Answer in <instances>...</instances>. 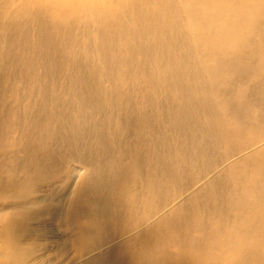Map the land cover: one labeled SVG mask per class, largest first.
<instances>
[{
    "label": "bare ground",
    "instance_id": "1",
    "mask_svg": "<svg viewBox=\"0 0 264 264\" xmlns=\"http://www.w3.org/2000/svg\"><path fill=\"white\" fill-rule=\"evenodd\" d=\"M103 1L106 3L108 0H0V30L10 31L8 45H4L0 39V67H18L33 53V48L48 45L51 41L58 42L57 38L69 34L78 21H83L84 27L91 24L98 26L100 39L96 47L102 58L94 62L87 58L84 59L77 50L80 44L75 43L72 46L74 65L78 66L81 71H77L82 74H88L92 70L93 73H97V77H107L108 73L112 83L120 85L117 90L113 85L111 88L117 93L120 91V94L107 97L106 100L107 87L95 83L98 80L97 77L90 83L77 88V94L89 104H104V117L101 121L104 125H112L114 131L118 132L130 126L136 130L137 136L132 135L127 141L129 147L142 146L146 141H150L146 133L154 135L152 141L154 138L160 140V146L154 152L141 149L136 168L140 172L149 169L153 164H158L161 168H158L159 172L151 182L143 183L141 177L137 176L135 184H129L131 171H121L116 162L111 159V162H107L105 166L98 169L94 167L91 170V166H82L79 169L81 174L78 180L76 179V185L87 184L91 187L90 176L93 173L98 171L94 177L102 178L103 173L110 172L112 175L103 177L99 184L106 194L118 200V203L111 204L112 217L116 212L128 213L133 217L145 216L154 207L159 208L168 202L172 209L177 208L173 209L172 214L165 212L163 223L173 222L178 225V228L172 232L170 225L156 223L149 233L152 234L151 238L135 241L131 236L118 244L119 237L124 235L122 232L128 229L127 222L120 219L116 227L105 229V234L110 233L116 236L109 244H105L110 237L107 238L101 230L90 234L91 228L100 227L104 222L91 220L84 225H77L71 231L77 235L87 233V244L83 249L77 247L75 240H66L61 243L60 241L67 238L65 234L61 236V233L51 237L53 242L51 247L67 255L70 264H161V262L162 264H195L198 261L202 264H264V159L259 163L255 175H250L253 177L248 178L246 182L237 177L231 181V177L226 175L227 172L219 167L209 172L211 174L207 177L204 178L205 175H203L198 180V187L189 188L188 195L180 199L183 206L177 205L176 202L171 203L183 191L181 189L184 184H189L187 178H192L189 176L194 170L197 174L209 170L213 160H206L203 156L208 151L207 149H215L223 138L231 137L235 131V135L239 132L240 136L246 135L249 131L264 124V108L262 109L264 73L261 72L252 81L249 89L254 95L257 110L247 102L248 93L239 89L241 84L237 81L239 76L241 79L249 78L257 69L255 63H264V55H261L257 49L259 44L264 43V0H230L228 4L225 2L217 7L215 6L218 1L215 0L185 1L183 5H187L192 12L202 11V19L199 18V23L202 22V25L207 27V31L203 30V35L197 39L199 46L196 47L198 52L195 51V53L198 58L180 71V80H177L169 90L163 85L172 79L167 78L168 76L172 74L174 78L178 72L166 69L165 71L168 72L162 74L161 72L148 74L156 61L147 58L144 49L129 56H123V58L115 55L116 47L132 48L135 39L133 31L135 30L124 29L125 13L143 3L138 1L144 0H114L113 8ZM164 1L154 0L152 9L148 10L149 16L154 15L153 22L146 23L143 27L139 26L142 28L137 32L154 31L157 33L166 27L159 16L160 5ZM212 1L213 4L208 6L207 3ZM36 4H39V7ZM126 7V10L123 9ZM76 12L80 15H76ZM161 12L164 14L163 11ZM239 18L243 19V26L247 24V28L234 27ZM182 25L185 27L184 24ZM183 29L177 26L167 27L162 33L169 31V38L177 41L180 37L177 30ZM33 32L36 33L34 37ZM116 32L120 35L115 34ZM161 40L164 41L159 35H154L148 39L147 46H153ZM164 43L167 45L166 41ZM186 46L178 50L179 57L191 53ZM51 50L58 51V47L53 45ZM50 57L51 55L48 54L38 59L35 58L38 61L37 64L33 62V59L25 63H28L29 71L33 72L34 67L39 71L43 60ZM60 58L63 57L57 56L55 59L60 61ZM85 60L88 62L87 66ZM89 65L91 66L88 68ZM121 71L124 72L123 75H119ZM221 72L232 73V77L213 81ZM140 76H145V78L137 80ZM165 78L167 79L164 81ZM208 79L212 81L209 90H204L202 102L198 103L195 89L207 86ZM183 83L186 84V91L181 93L178 90ZM223 84L228 89L229 95L222 94L226 89ZM121 87L124 88L120 89ZM151 94H155L153 99L150 98ZM137 97L143 98L140 104L135 102ZM74 100L75 98L71 97L64 103L59 102V110L63 111ZM125 102L127 103L125 117H113L112 111L115 106ZM197 104L204 109L203 112L198 111ZM191 107L197 109L196 114L185 112ZM41 110L44 111L43 113L49 112L44 104L41 107L33 105V112L39 114ZM217 118H219L218 121H216ZM138 120L140 121L135 123ZM153 122L160 126L156 133L149 131ZM44 130L57 136L59 145L55 147L52 143V147L49 145L42 156L32 151L34 152L33 159L37 160L38 165L33 171L34 174L50 173L47 168L51 162L55 161L57 164L64 165L75 153L81 159L93 160L97 156L107 157L113 153L112 151L118 155L131 152L127 148L119 152L103 149L107 145L104 126L96 127L90 122L82 126L80 120H72L68 124L47 125ZM205 135L209 137L205 138ZM203 137L210 141L213 140L209 148H196L189 152L182 150V155L177 150L183 142L201 141ZM23 146L27 152L28 146ZM262 149L263 147L257 148L251 152L257 154L245 159L246 168L257 165L262 157L258 152ZM170 164L172 167L169 166ZM5 168L7 167L4 166ZM32 169L33 167H30L25 173L33 174ZM1 172L2 169H0V174ZM218 173L220 175L206 184ZM195 178L193 177L192 181ZM11 180V188L14 192L20 186L18 182L16 183L18 179L11 178ZM216 195L230 196L227 204L232 207L225 206L228 210L224 213L219 212L223 206L217 207L222 225L214 229L205 223L211 213L201 211L207 208L205 205L207 200L211 202V205L213 204ZM90 201L95 210L90 215H102L106 212L105 208H101V205L105 203L103 199H90ZM123 204L127 205L123 207ZM188 205H191L199 214L182 216V209ZM87 209L88 207L76 210L71 208L68 213L70 222L75 223V217L84 214ZM5 223H8V226L0 227V264H33V259H30L33 255V224L18 222L16 225L11 220ZM193 225H201V252L197 256L175 261L177 254L170 253L167 249L168 245L176 244L181 249L192 246L195 243V237L191 232ZM137 233L147 234L141 231ZM26 242L30 244L25 245ZM120 246L124 247V251L114 259ZM100 251L101 256L97 258L95 254Z\"/></svg>",
    "mask_w": 264,
    "mask_h": 264
},
{
    "label": "rangeland",
    "instance_id": "2",
    "mask_svg": "<svg viewBox=\"0 0 264 264\" xmlns=\"http://www.w3.org/2000/svg\"><path fill=\"white\" fill-rule=\"evenodd\" d=\"M185 1L192 0H165L160 5L159 9V16L166 25L162 31H165L167 27L175 28L177 26L179 28H184L183 30H177L180 35L179 40L172 41L169 38V31L163 33L162 31L157 33L154 31L137 32V30L146 25V23L148 24L153 22L154 19V15L149 16L148 11L152 9V3L154 0H144L138 1L139 3H143L139 6H135L133 9H129L125 13L126 23L124 29L128 28L135 30L133 31L135 39L132 44V48L116 47L115 50V55L123 58V56H129L130 54H134L144 49L145 56L156 61L155 66L148 74L157 72H161L162 74L168 71L176 70L178 75L173 78L171 74L167 78L170 77L172 79L166 81L163 85V87L167 90L171 89L177 80H180V71L198 58L195 53V51H197L196 47L199 46L197 39L203 35L205 31H207V27L202 25V22L199 23V18L202 19V11H197L196 13L192 12L187 5H183ZM215 1H218L215 6L217 7L225 2L228 4V1L230 0ZM103 2L105 3V1ZM105 4L110 8H113V5L115 6V1L108 0ZM212 4L213 1L207 3L208 6ZM36 5L39 7V4ZM184 6L185 8H183ZM123 9L126 10L127 7ZM161 11H163L164 14ZM79 12H76V15H80ZM242 20V18H239L234 27L247 28V24L243 26ZM83 24V21H78L69 34L61 35L57 38L58 42L51 41L48 45L39 46L35 49L33 48V53L30 54L27 60L18 65V67H0V169H2L0 174V227L8 226V223L5 222L10 220L16 225L18 222H25L28 225L33 224V255L30 256V259H33V264H70V262H68L70 259H68L67 255L61 254L51 247L53 243L51 237L58 233H61V236L65 234L67 238L60 241L61 243L66 240H75L77 247L79 249H83L87 244V233L86 235L81 233L77 235L75 233H71V231L77 225H84L91 220L104 223H102L100 227L91 228L90 234H95L99 232V230H101V233L105 234V229L109 227H116L120 219L127 222L128 229L122 232L124 235L119 237L120 241L118 244L131 236L135 239V241H140L143 238H151L152 234L149 233L156 223L167 224L168 226L170 225V230L172 232L174 229L178 228V225L173 222L163 223V216L165 215V212L172 214L173 209L177 208L173 207L172 209L168 202L162 204L159 208L157 206L154 207L150 213L145 216L137 215L133 217L128 213L116 212L112 217L110 213L111 204L118 203V200L116 197L106 194L104 189L99 184L103 177L112 175L110 172L103 173L102 178L94 177V174L98 171L93 173L90 176L91 187L87 184L76 185V179L78 180V177L81 174L79 169H81L82 166H91V170L94 167L98 169L105 166L107 162H111V159L116 162L121 171H131L130 180L128 182L129 184H135L134 182L137 176L141 177L143 183H149L157 176V173L159 172L158 168H161L158 164H153L149 169L141 172L136 168V165L138 164V154L141 149H149L151 152H154L157 147L160 146V140H155L154 138L152 141V137L154 135L146 133L147 136L150 137V141H146L142 146L133 145L129 147L127 145V141L130 136H137L136 130H133L130 126L125 127L121 132H118L114 131L112 125H104L101 122L104 117V104H89L82 97H80L79 94H77V88H80V86L85 83H90L91 80L97 77V73H93L92 70H90L88 74L78 72L81 70L78 66L74 65L75 58L72 46L75 43L80 44V48L77 50L84 59L87 58L94 62L95 60L97 61L98 58H102V55L98 53L96 47V44L100 39L99 27L94 24L84 27ZM182 24H184L185 27ZM35 34L36 33L33 32V37ZM115 34L120 35L118 32ZM154 35H159L164 41H166L167 45H165L164 41L161 40L153 46H147L148 39ZM0 39L4 45H8L10 41V31L0 30ZM53 45L58 47V51L54 52L51 50ZM185 45H187L186 47L191 50V53L189 55L179 57L177 52ZM257 49L261 55H264V43L259 44ZM48 54L51 55V57L43 60L39 71L36 67L33 68V72L28 70V63L25 62H30L33 59V62L37 64L38 61L36 59ZM57 56L63 58H60V61H57L55 59ZM103 60L106 61V59ZM87 65L88 62L86 61V66ZM255 65L257 66V69L250 75L249 78L241 79L239 76L237 81L241 84L239 89L248 93L247 102L250 105L252 104L257 110L254 95L249 89L252 81H254L261 72L264 73V63H255ZM90 66L91 65H89L88 68ZM166 69H168V71H165ZM121 74L123 75L124 72H119V75ZM231 77L232 73L221 72V74L214 78L213 81L223 80V78L228 79ZM97 78L98 80L95 83H98L103 87H107L108 92L106 91V100L107 97L110 98L111 96L120 94V91L118 93L116 91L120 85L112 83L108 73L107 77L99 76ZM142 78H145V76H140L137 80ZM167 78H165L164 81ZM211 82L212 81H209L208 79L207 86L195 89L198 103L202 102L204 90H209ZM112 85L115 86L116 90L111 88ZM223 85L225 86V84ZM123 88L124 87H121L120 89ZM232 89L233 88L231 87V90ZM178 91L184 93L186 91V84L183 83ZM54 92H56V94ZM222 94L229 95L228 89L226 88ZM71 97H74L75 100L68 104L63 111H60L58 108V105H60L59 102L64 103ZM154 97L155 94H151L150 98L153 99ZM142 100L143 98L141 97L135 98V102L137 104H140ZM55 101L57 103H55ZM42 104H44V106L49 110L48 113H43L44 111L42 110L39 114L33 112V105L41 107ZM197 106L199 107V112L204 111V109L200 107V104H197ZM126 107V102L115 106L112 111L113 117L124 118L127 112ZM263 108L264 105L262 109ZM185 112L193 115L196 114L197 109L195 107H191L187 108ZM72 120H80L82 126L85 125L86 122L93 123L96 127L104 126V132L107 137V145L103 147V149L117 150L119 152L121 149L127 148L131 150V152H128L125 155H118L112 151L113 153L110 154L112 157L110 155L107 157L97 156L93 158V160L86 158L81 159L77 153H75L64 165L57 164L55 161L51 162L47 168L50 170V173L41 172L34 174L33 171H35L38 165L37 160L33 159V153L38 152V154H41L42 156V154H45L49 145L52 147V143L55 147L59 145L57 143V136L45 132L44 127L54 124H68ZM218 120L219 118L216 119V121ZM139 121L140 120L135 123H138ZM232 122H234V119H232ZM159 129L160 126L153 122L149 131L151 133H156ZM235 133L236 131L231 137L223 138L221 143L219 142L218 147L215 149H207L208 151L203 156L206 160H213L211 167L208 171H202L199 174H197V171L194 170L189 177L196 178L193 181L192 178H187V182L189 180V184H184L181 189V191H183L174 198L171 202L172 204L176 202L177 205L183 206L180 199L188 195L189 188L198 187V180L203 175H205V178L211 174L209 172L219 167L221 169L223 168L227 172L226 175L231 177V181H234L235 177H237L246 182L248 178L253 177L250 175H255L256 170H258L259 163L264 159V124L249 131L246 135L240 136V132L236 135ZM204 137L207 138L209 136L205 135ZM204 137L201 141L183 142L179 145L177 150L182 155V150L189 152L196 148H209L213 143V140L210 141L209 139H204ZM242 141L247 142L244 143ZM23 145L28 146L27 152L23 149L25 147ZM260 147H263L262 151L258 152L262 155L260 161L255 167L246 168L244 163L245 159L257 154L251 152ZM4 166L7 168L4 169ZM169 166L172 167L171 164ZM30 167H33V174L25 173L27 169H30ZM234 174L240 176H235ZM31 175H34L35 177ZM218 175H220V173L216 174L213 178L207 181L206 184L213 181V179ZM11 178L21 180L20 182L18 180L16 181V183L18 182L20 188L14 192L11 188ZM90 199H103L105 203L101 205V208H105L106 212L102 215H90L93 211H95L92 207ZM229 199L230 196L223 197L216 195L212 205L209 200L206 201L205 205L207 208L201 212L211 213L210 218L205 220V223L209 227L215 229L216 227H220L222 225L221 217L216 209L219 206H223L219 209V212L224 213L228 210L225 206L231 208L232 206L227 204ZM126 205L127 204H123L122 206L125 207ZM87 207L88 209L84 214L75 217V223L70 222L68 213L71 208L76 210ZM181 214L182 216H192L198 215L199 213L195 212L191 205H188L184 206ZM105 224L108 226L103 227ZM200 227L201 225L191 226L192 235L195 237V243L192 246L181 249L176 244L168 245L167 249L169 252L177 254L175 261L200 254ZM139 231L147 232V234L144 233L140 235L137 233ZM105 235L107 238L110 237L105 244H109L111 240L116 237L112 236L110 233ZM102 237L105 236L102 235ZM28 244H30V242L25 243V245ZM123 251L124 247L120 246L114 255V259L120 256ZM95 255L99 258L101 256V251ZM195 264L202 263L201 261H198Z\"/></svg>",
    "mask_w": 264,
    "mask_h": 264
}]
</instances>
